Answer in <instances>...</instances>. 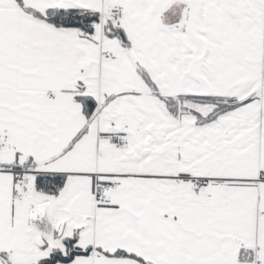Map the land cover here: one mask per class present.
Returning <instances> with one entry per match:
<instances>
[{
  "label": "snow or ice",
  "instance_id": "obj_1",
  "mask_svg": "<svg viewBox=\"0 0 264 264\" xmlns=\"http://www.w3.org/2000/svg\"><path fill=\"white\" fill-rule=\"evenodd\" d=\"M0 264H264V0H0Z\"/></svg>",
  "mask_w": 264,
  "mask_h": 264
}]
</instances>
